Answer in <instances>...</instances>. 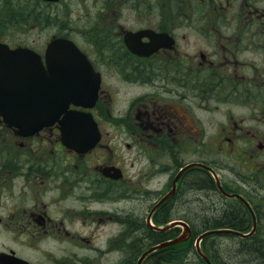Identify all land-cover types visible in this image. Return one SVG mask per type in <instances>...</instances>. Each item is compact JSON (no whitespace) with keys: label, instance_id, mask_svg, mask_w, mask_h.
I'll return each instance as SVG.
<instances>
[{"label":"flooded vegetation","instance_id":"af4514ba","mask_svg":"<svg viewBox=\"0 0 264 264\" xmlns=\"http://www.w3.org/2000/svg\"><path fill=\"white\" fill-rule=\"evenodd\" d=\"M183 1L0 0V44L32 51L20 58L45 62L53 40H72L99 79L92 106L69 107L92 114L82 118L83 135L75 128L69 133L96 140L87 145L71 138L64 143L59 120L20 132L0 108V227L19 245L41 252L24 255L10 246L0 253L56 264L53 252L40 249L54 236L69 240L67 257L79 255L80 264H89L87 252L72 250V238L90 246L93 223L121 219L124 230L107 242L112 261L98 264H137L154 241L179 234L178 225L157 226L183 218L174 206L199 196L191 188L241 206L247 215L243 245L264 241L258 238L264 233V0ZM212 108L224 110V124L214 132L203 118ZM197 162L213 167L234 196L223 197L216 178L199 165L175 182L185 165ZM202 173L210 181L200 182ZM153 188L163 191L154 198ZM67 199L77 205L52 214L51 206ZM120 200L139 204L140 213L120 209ZM75 221L91 229L74 231ZM136 232L144 237L140 247L146 240L150 246L126 259L130 250L119 236L134 238L130 247L136 251ZM153 254L142 264L178 262Z\"/></svg>","mask_w":264,"mask_h":264},{"label":"water","instance_id":"95a60500","mask_svg":"<svg viewBox=\"0 0 264 264\" xmlns=\"http://www.w3.org/2000/svg\"><path fill=\"white\" fill-rule=\"evenodd\" d=\"M54 57L48 60L49 68L30 57L20 58L21 54L28 53L25 49H7L0 47V105L5 117L12 118L11 122L23 131L37 129L45 124L52 123L62 114L61 121L63 139L72 137L75 143L90 144L94 139L71 136L70 128H75V134L83 135L81 124H86L82 118L89 116L81 111H68L70 102L83 103L85 94L96 97L97 84L91 82L92 67L78 47L67 39L54 40L48 49ZM40 63V65H39ZM89 81V83L87 82ZM209 168V167H208ZM210 169V168H209ZM180 174L176 177L179 178ZM224 194L228 195L219 185ZM167 197V196H166ZM165 197V198H166ZM180 223L184 225V231L178 237L154 245L147 250L139 260V264L147 253L167 245L177 244L187 240L191 236V229L186 222L176 221L167 226ZM231 230H210L201 234L196 239L198 253L209 264L210 258L201 248V240L212 232ZM8 258L7 253L0 254V261L4 264H20Z\"/></svg>","mask_w":264,"mask_h":264},{"label":"rangeland","instance_id":"374dc122","mask_svg":"<svg viewBox=\"0 0 264 264\" xmlns=\"http://www.w3.org/2000/svg\"><path fill=\"white\" fill-rule=\"evenodd\" d=\"M174 3H184L183 0H173ZM126 4H129L128 2ZM64 8V13L63 15H66L68 17V8L63 6ZM63 8L61 7L60 10H58L57 12V22H60V16H61V11L63 10ZM77 17V16H75ZM66 20L70 21V18H67ZM62 24V23H59ZM34 32V37H36L38 35V31H33ZM212 110L214 111L213 113H206L204 114V119L207 122V128L209 129L210 132H214L217 128L222 127L224 124V110H220V108L215 109L212 108ZM187 170V169H186ZM184 170V171H186ZM82 184H80L81 186ZM78 191H82L84 190V188L82 187H78L77 188ZM152 196L158 197L159 196V192L158 191H163L162 189H157V188H153L152 189ZM204 196V197H203ZM210 196H212L211 193H202V195H200L202 202L199 203L198 205H195L194 203H192L193 205H184V204H190L188 201L185 203H182L180 205H176L174 213L176 210L181 209V213H184L186 211H190L192 210L195 214H193V220L196 221L198 218H200V216H206L209 215L208 211L202 212V209L205 208L206 206H210V205H215V203L220 207L223 206V202L221 200H216V202H213V198H209ZM150 197V195L148 196ZM192 198V197H191ZM215 199V198H214ZM220 201L222 203H220ZM219 202V203H218ZM119 203V208L120 209H126L129 212H133L134 214H138L140 213V211L138 210L139 204H137L136 206H134V204H132L131 201H126V200H120L118 201ZM77 205V202H72V200L67 199L66 204L64 205H54L51 206V210H52V214H54V212H56V210H58L59 208H70V206H75ZM107 204L105 203L104 206H106ZM131 207V208H130ZM137 208V209H134ZM110 209H113L112 207H108ZM131 210V211H130ZM145 209H143L144 211ZM142 211V210H141ZM142 211V212H143ZM186 215V214H185ZM54 216V215H53ZM184 217V215H182ZM131 218L133 217H129L128 219H124L125 222L128 221L130 222ZM115 219V218H114ZM119 219V218H118ZM184 219V218H183ZM123 220V221H124ZM96 226L94 229L96 230V234L95 235H89L91 237L88 236V238H92L93 239V243L90 246H87V241L81 239V237H73L72 238V250L78 252L80 255H86L85 252L88 253V263L89 264H98L101 261H112L113 259V254L110 253L108 255L107 250V242L109 240V238H112L114 236L111 235H115L118 233H121L122 230H124L125 224L123 225L122 220L119 219L118 223L116 221H110V222H106L105 226L102 225L100 223H93V226ZM100 226V227H99ZM70 228L73 229L74 231H78L79 229L82 230V233H85L86 230L91 229V227L89 226H84L80 223V221H75L74 223L72 222V224L70 225ZM182 229V228H180ZM136 237H135V241L137 242V249L136 251H131L132 247H130L131 241L134 240V238L128 237V236H119L121 238H125L124 241L126 243V245L128 246V249L130 251L126 252V259L130 256V253L132 254V257L135 253H141L143 249H145L146 247H149V241H144L143 242V246L140 247L139 243L140 241L144 240V237L142 235H140V232H136ZM152 239L154 240L155 237L152 235ZM25 237V236H23ZM23 237H19V239L23 238ZM264 238V233L260 234L258 238ZM54 236L49 237L48 239L42 241L41 244V250H49L50 252H53L54 255H56L57 259L61 260L58 261L56 259V264H80V262L78 261V259H81V257L78 255L77 258L75 259L72 257H67L68 254H66L65 249L68 248L69 245V240H63L61 241L58 237L55 238L54 240ZM138 240V241H137ZM121 241V240H120ZM239 241H241V238L235 235H219L217 234L216 236L212 235L210 237L207 238V240L205 241L204 245L206 247V249H211L212 251H214V249H218L219 251V257H220V261L218 264H223L224 261H226L229 264H240L243 263L240 260V257H238L237 254V249H238V244ZM156 242V241H154ZM78 243L82 244L79 245ZM13 246L15 248H17L22 254L24 255H28L29 253L31 255L36 256L38 253V250H35L34 252L32 248L26 246V245H19L18 243L15 242V237L12 236L11 232H5V230H3L0 227V249H3L5 247H10ZM83 247L84 249H82L81 247ZM64 251V252H63ZM244 257V256H242ZM116 258V257H115ZM187 258V261L185 262V264H203V262H201L197 255L193 254L192 252L188 253V255L185 257ZM183 259V258H182ZM181 260V259H180ZM179 262H181V264H184V260H181ZM244 260V259H243ZM179 262H177L179 264ZM257 261L255 262H248L246 264H255ZM176 263V264H177Z\"/></svg>","mask_w":264,"mask_h":264},{"label":"trees","instance_id":"16d2710c","mask_svg":"<svg viewBox=\"0 0 264 264\" xmlns=\"http://www.w3.org/2000/svg\"><path fill=\"white\" fill-rule=\"evenodd\" d=\"M212 176L210 174H208V176L204 175L203 173L200 175V182H204L207 183L208 181H210V178ZM198 191L199 196L202 195L203 190L202 189H198V188H191V191ZM211 188H207L205 189V191H210ZM197 195H195L191 201L189 202L190 204H184V205H193L192 203H194L195 205H198L199 203L202 202L201 197H199ZM204 197V196H203ZM213 198V202L215 203L216 199L214 197V195L210 196L209 198ZM215 198V199H214ZM219 201V200H218ZM222 201V200H221ZM220 203H224L223 206H218L216 203L215 205H210V206H206L205 208L202 209V212L208 211L209 215H204V216H200V218H198L196 221H194L193 218V214H195L192 210L190 211H186L184 214V217L192 226V237L189 241L177 244V245H172V246H168L166 248H163L161 250H158L157 252H155L152 256V259H159V258H167L168 260L172 261H178L184 260V264L187 261V258H185L188 253L192 252L193 254L197 255L198 259L205 263L204 259L202 257H200L196 251L195 248V237L197 235H199L201 232H203L204 230H208L211 228H216V227H232L235 229H240L242 230L244 227V223H246V212L241 208L240 205H228L227 204V200L224 202L222 201ZM186 203V202H185ZM219 203V202H218ZM216 236L217 234H213V236ZM219 235H231V234H219ZM212 235H209L207 237H205L202 241V247L204 249V251L213 259L214 262H216L217 264L220 261V255H219V251L218 249H214V251H212L211 249H206L204 243L207 240L208 237H210ZM243 241H239L238 244V251L237 254L238 257H240V260L243 263L240 264H246L250 261L255 262L257 261L255 264H264V241H254L251 243H244V245L242 244ZM243 247V248H242ZM244 256V257H242ZM183 258V259H182ZM244 259V260H243ZM180 260V261H181ZM179 264H181V262H179ZM223 264H229L226 261H224Z\"/></svg>","mask_w":264,"mask_h":264}]
</instances>
